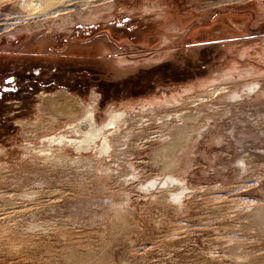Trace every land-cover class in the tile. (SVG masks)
<instances>
[{
    "label": "rangeland",
    "instance_id": "obj_1",
    "mask_svg": "<svg viewBox=\"0 0 264 264\" xmlns=\"http://www.w3.org/2000/svg\"><path fill=\"white\" fill-rule=\"evenodd\" d=\"M73 1L0 5L57 81L0 106V264H264V0Z\"/></svg>",
    "mask_w": 264,
    "mask_h": 264
},
{
    "label": "flooded vegetation",
    "instance_id": "obj_2",
    "mask_svg": "<svg viewBox=\"0 0 264 264\" xmlns=\"http://www.w3.org/2000/svg\"><path fill=\"white\" fill-rule=\"evenodd\" d=\"M166 21L163 20L162 23H165ZM128 22L132 23L126 26V23ZM162 23L160 22L156 25L158 26ZM156 25L147 20H143L141 17H135L132 21L129 19H125V21L122 20L118 24H115V27L118 30H124L125 34L130 37L138 36L149 38V33L154 30ZM74 29L70 30L67 35H72L71 33L75 31ZM22 38L28 39L29 37L26 34L16 35L5 38V40L1 38L0 42L7 43L6 45L10 46V48L17 49V44H19V41ZM15 43V46L11 45ZM11 51L12 50L0 51V106L6 107L21 105L22 102L20 99L25 98L24 96H29L33 90L39 87L48 88L57 83L52 75L44 77L43 72L41 71L45 67L42 66V68L39 63L35 61L37 59V54L32 52V50L23 52L21 55L13 54L15 51ZM36 64L38 66H35ZM49 68H51L50 73H54L55 75L62 73V67L59 65ZM75 73L80 74L79 70ZM74 77L71 78L72 81L81 78L77 77L76 79ZM90 129L91 127L89 126V130Z\"/></svg>",
    "mask_w": 264,
    "mask_h": 264
},
{
    "label": "bare ground",
    "instance_id": "obj_3",
    "mask_svg": "<svg viewBox=\"0 0 264 264\" xmlns=\"http://www.w3.org/2000/svg\"><path fill=\"white\" fill-rule=\"evenodd\" d=\"M13 1H14L15 6H17L18 9L21 10L22 12L26 13V15H25L26 17H29L31 19V18H34V15L39 14V13H40V15L45 17V15L49 12L47 10H50V9L56 7V6H59L58 4H60V3H61V5H62V3L63 4H66L67 2L71 3V1H73V0H13ZM222 1H224V2H226V1L232 2V1H236V0H222ZM1 2H2V0L0 1V5L2 4ZM66 5H64V6H66ZM36 17H38V16L36 15ZM248 89H249V92L253 93V91L255 90V86L252 85V86L248 87ZM208 95L209 96H213V92H209ZM239 97L240 96L236 97V95L233 96V98H239ZM60 98L64 99V103H60V100H61ZM71 99H73V98L71 96H69L68 94H66V93H58L55 96V98L48 99L47 103L51 107L52 106L61 107V110H63L62 114L66 115V117H68V116H71L73 114V105L71 103L72 102ZM76 103H78V102H76ZM118 117L119 116L114 115L112 117V121L115 120V119H118ZM52 120H54V119H52ZM89 125H90L91 129L83 137V141L81 143H79V144H76L79 148L83 149V147L87 146L88 144L95 143L96 140L98 139V135H97L95 129L92 127V124H89ZM55 141L58 142V143H62V144L64 142V140L62 138L58 139V140H55ZM74 142H76V141H74ZM51 160H53V159H51ZM57 160L61 161L60 159H57Z\"/></svg>",
    "mask_w": 264,
    "mask_h": 264
}]
</instances>
